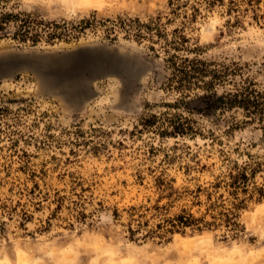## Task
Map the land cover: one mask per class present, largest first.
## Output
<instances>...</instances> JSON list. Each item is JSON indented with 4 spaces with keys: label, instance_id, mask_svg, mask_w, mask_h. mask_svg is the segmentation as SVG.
<instances>
[{
    "label": "rangeland",
    "instance_id": "rangeland-1",
    "mask_svg": "<svg viewBox=\"0 0 264 264\" xmlns=\"http://www.w3.org/2000/svg\"><path fill=\"white\" fill-rule=\"evenodd\" d=\"M5 12L17 21L0 59L47 64L79 50L101 60L70 76H0V264H264V117L187 111L181 102L205 87L177 89L166 60L226 67L211 91L246 80L264 96V0H0ZM24 18L39 23L36 41L15 36ZM177 36L187 41L174 50ZM98 63L123 75L88 83ZM184 118L192 131L173 133ZM243 166L236 229L165 232L183 208L211 220L208 192L229 207L214 186Z\"/></svg>",
    "mask_w": 264,
    "mask_h": 264
},
{
    "label": "trees",
    "instance_id": "trees-1",
    "mask_svg": "<svg viewBox=\"0 0 264 264\" xmlns=\"http://www.w3.org/2000/svg\"><path fill=\"white\" fill-rule=\"evenodd\" d=\"M11 21H17V16L11 13H0V37L4 35L6 25ZM38 22L32 21L29 18L19 19L15 36L20 39L31 38L36 41L38 37L37 33L32 34L33 26L38 25ZM58 27L57 25H54ZM54 35L50 34V37ZM187 41L185 36H177V40L173 39L170 43L173 45L174 50H178L180 46H183ZM169 65L173 68V81L177 89L189 90L192 87H205V92L184 103V108L189 112H196L202 115H210L219 110H226L232 108H241L249 117L258 118L262 120L264 117V96L252 88L251 83L243 81L244 84L235 88L233 91L222 92L218 94L215 91H211L214 82H220L224 80L229 72L226 67L210 69L205 61L187 57L178 58L177 55L171 54L166 59ZM205 76H209V80H203ZM181 101H183L181 99ZM193 103L194 105L190 104ZM196 103V104H195ZM155 116L144 120L145 126L154 125ZM189 119L184 118L182 121H172L171 129L175 134H185L188 131H192L189 126ZM248 180L247 167L243 166L238 168L235 172H229L227 180L222 183L215 184V188L223 186L227 189L228 194L232 197L230 206L227 207L223 201V194L212 200V193H207V198L210 201L207 206V211H215L211 215V220H206L205 215L195 216L187 209L183 208L178 213L171 217L164 219L165 232H183L185 228L194 230H202L203 228H209L211 226L218 225L219 223L236 229L237 223L233 220L235 215L234 211L241 208L246 200V194L248 193ZM200 189L198 188L197 191ZM242 197H241V196ZM139 227V226H138ZM158 229L162 225L158 224ZM137 228H129L130 235H134L137 232Z\"/></svg>",
    "mask_w": 264,
    "mask_h": 264
},
{
    "label": "water",
    "instance_id": "water-1",
    "mask_svg": "<svg viewBox=\"0 0 264 264\" xmlns=\"http://www.w3.org/2000/svg\"><path fill=\"white\" fill-rule=\"evenodd\" d=\"M84 51H75L67 53L53 61L49 60L47 64H41L42 60H31L27 57L21 58H1L0 59V76L3 74L11 73L15 69L30 68L39 78H56V76H70L74 72L81 71L90 63H96L101 58L93 54H87ZM122 60V59H121ZM95 67L91 72L85 75L88 83L93 82L95 79L103 78L110 74L121 75L123 72L115 65H101L100 63L94 65ZM123 75V74H122ZM53 87V86H52ZM53 88H50L52 90ZM89 92H84L82 98L88 96Z\"/></svg>",
    "mask_w": 264,
    "mask_h": 264
}]
</instances>
